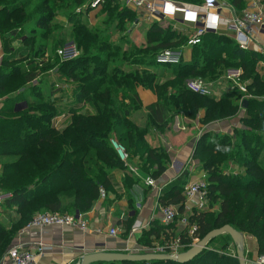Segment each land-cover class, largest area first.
Listing matches in <instances>:
<instances>
[{"label":"trees","instance_id":"1","mask_svg":"<svg viewBox=\"0 0 264 264\" xmlns=\"http://www.w3.org/2000/svg\"><path fill=\"white\" fill-rule=\"evenodd\" d=\"M91 1L0 0V97H4L3 104L11 102L0 107V161L5 160L0 165V191L9 194L1 204L2 209L13 213L7 222L0 221V259L19 230L36 213L88 212L100 199V188L105 198L114 191L112 173L117 169L124 172L122 185L126 189L134 182L142 184L140 178L146 176L159 180L168 168L170 153L167 145H154L149 137L159 140L168 137L173 116L179 112L192 119L198 117L205 125L237 117L241 110L244 112L239 118L241 127L234 128L232 135H210L208 132L195 141L192 159L197 162L198 170L205 172L208 208L193 212L189 218L197 225L194 237L199 240L212 229L229 225L254 236L258 255H264V78L256 69L262 56L256 50L239 48L227 34L207 32L200 43L183 48V57L177 64H158L155 61L158 53L165 49H182L187 37L153 20L145 31L144 45H130L124 33L136 22V12L119 0H104L100 8L104 7L105 18L100 29H89L83 23L74 25L71 36L82 53L62 61L66 67L70 66L69 71L76 70L72 77L74 93L91 106L92 112L84 114L72 109L69 122L62 130L50 124L56 115L51 101L36 103L34 99L27 102L25 110L16 112L15 92L36 77L33 72L21 77L19 67L22 61L19 56L26 54L29 40L24 39L25 49L12 47L13 33L21 24L18 21L30 17L24 7L34 4L29 35H42L45 39L55 33L51 23L58 12L71 20L77 7L83 8ZM178 1L201 3V0ZM225 1L236 11L246 5V0ZM113 6L117 8L111 10ZM5 24L10 28L5 29ZM117 30L122 35L117 42L110 41L111 32ZM124 44L127 48L122 47ZM34 52L32 50L30 56ZM131 65L138 67L125 72L124 66ZM158 67L168 68L170 80L162 82L160 73L148 70ZM228 69L242 71L241 81L247 82V91L252 95L242 109V94L236 88L215 99L193 93L186 87V81L192 78L217 81ZM19 78V82L10 83ZM139 87L152 90L156 101L143 106L137 93ZM25 99L22 96L20 101ZM136 112L142 113L141 122L133 120ZM11 113L13 117L2 115ZM111 138L124 147L129 162H138L139 177L130 173L119 159ZM206 138L209 139L205 142ZM231 163H237L239 170L227 171ZM189 178L186 170L168 182L158 196L159 204L178 206L182 213L183 189ZM212 204L216 205L214 211H211ZM132 223L133 217L119 221L126 231L124 237ZM143 236L149 240L160 238L165 236V231L155 220L149 229L142 231L139 241ZM186 240L190 243V238ZM215 244H219L218 248L212 247ZM184 264L239 262L230 237L224 234L212 239L208 248Z\"/></svg>","mask_w":264,"mask_h":264},{"label":"built area","instance_id":"2","mask_svg":"<svg viewBox=\"0 0 264 264\" xmlns=\"http://www.w3.org/2000/svg\"><path fill=\"white\" fill-rule=\"evenodd\" d=\"M104 0H92L83 8L97 9ZM125 7L136 12L138 18L146 21L158 20L160 23L170 26L171 29L187 37L185 46L182 49H165L158 53L155 61L158 64H177L183 57V48L200 43L203 35L207 32H219L231 36L241 49H251L256 35L264 28V0H247L245 7L241 11H236L225 0H201V3H187L178 0H119ZM80 10V9H79ZM228 12V17L221 14ZM224 27V28H222ZM60 56L63 60L74 58L77 55L73 47L60 49ZM242 71L240 69H228L220 78L230 83L232 88H236L241 94L240 103L252 97L247 91V82L241 81ZM218 79L217 81L219 82ZM217 81L206 82L199 78L186 81V87L193 93L201 96H218L214 85ZM110 142L115 149L119 159L125 164L127 170L139 177L138 170L128 161V155L115 139ZM195 166L192 157L189 158L185 167L190 172ZM188 168V169H187ZM185 170V169H184ZM142 184L154 190L159 196L163 187L167 183H160L158 180L147 176L140 178ZM190 180V179H189ZM100 198H105V192L99 189ZM9 194L0 192V205ZM183 212L179 213V208L175 205H160L156 201L159 210L160 224L164 226L165 236L160 243H151L144 247L138 245L142 230L149 228V225H134L125 237L124 246L120 250L124 253H158L175 256L186 251L199 239L195 238L197 225L190 221L189 216L195 211H202L207 206V182L204 176L199 175L197 179L188 181L183 189ZM138 205V204H137ZM59 226L65 230L79 229L87 231L88 222L85 214H59L50 212L36 213L26 224L27 229L41 230L45 227ZM100 231V229H97ZM108 236L118 235L117 227L107 229ZM190 238V243H187ZM187 247V249H185ZM51 250V246L41 241L26 243L17 240L12 244L0 259V264H40V259L45 252ZM253 264H264V255H258Z\"/></svg>","mask_w":264,"mask_h":264},{"label":"rangeland","instance_id":"3","mask_svg":"<svg viewBox=\"0 0 264 264\" xmlns=\"http://www.w3.org/2000/svg\"><path fill=\"white\" fill-rule=\"evenodd\" d=\"M247 2V0H246ZM84 6V5H83ZM120 7V4L117 5ZM117 6H113L111 10H114L117 8ZM34 7V4H29L25 6L24 8L27 10V13L30 14V17L28 20L20 19L18 21V28H15L16 32L13 33V42H12V47L13 48H20V49H25L27 45L24 44V39H28V48L26 51V54L20 55V59L22 60L19 63L20 67V72H21V77L24 75H27L29 73H35L36 77L29 81L27 84H23L22 86L19 87L17 90L18 92H15V95H17L14 98L15 106H18V108L15 107L16 112L17 111H22L25 110L27 107V102H38V101H51L53 104V108L56 111V115L52 118L50 121V124L52 127L62 130L64 127L68 124L69 119H70V111L72 109H79L80 113L84 114H89L92 112L91 106L88 105V103H85L81 100V96L76 95L74 93V82L72 80V77L76 75V70H71L69 71L68 67L70 66H65V64L62 63L64 61L62 57L59 54V50L63 49L66 47H73L77 55L81 54L82 51L81 49L76 47V43L73 41V38L71 36L72 32L71 29L74 27V25H77L79 23L85 24L89 29H94V28H99L100 24L103 22L105 15L104 13V7L98 8L95 10H90V11H83L82 9L86 8H79L77 7L74 10L75 17H72L71 20H69L66 16H63L62 13H57L54 20L52 21L51 25L53 27V30H55V33L50 34L48 37L45 39L42 38V35H35V36H30L29 35V30L32 27V19H33V14H31L32 9ZM80 9V10H79ZM136 22L128 26L127 31H125L126 39L128 40V43L130 45H144L145 43V31L150 25V21H146L142 18H138L136 16ZM17 21V20H16ZM163 27H167L165 23H160ZM5 29L10 28L9 25L5 24ZM112 27H115V24L112 25ZM100 29V28H99ZM59 30L62 31V33L58 32ZM120 31H112L111 32V37L110 41L117 42L118 39L121 36ZM123 48H127V45L124 44L122 46ZM35 52L33 53V56H30L31 51ZM1 53V50H0ZM260 53V52H259ZM261 54V53H260ZM261 58L258 59L257 61V72L260 74L262 78H264V54H261ZM33 57V58H32ZM185 57L188 58V52L185 53ZM185 58V59H187ZM99 65V64H97ZM86 66V70H87ZM137 68L138 66L136 65H131V66H124V71L125 72H131V68ZM157 69H162V67H158ZM157 69L152 70L148 68L150 73H160V78L162 82H166L170 80L171 74L168 68H163L164 70L158 71ZM225 74V73H224ZM224 74H221V76L218 78L220 79ZM193 79V78H192ZM21 78H19L16 81H11L10 83L13 82H19ZM29 87V88H27ZM216 87V92L218 93V96L215 97L219 98L221 95H223L226 92H229L233 88L231 87L230 83L220 79L219 82L217 81L216 84L214 85ZM73 88V91H72ZM140 88V87H139ZM139 88L137 90H139ZM152 91V90H151ZM153 92V91H152ZM52 93V95H50ZM138 93V92H137ZM28 95V97H26ZM24 96L26 99L21 100ZM139 96V95H138ZM3 99L4 97H0V107L2 105H10L9 101H7L5 104H3ZM242 109V107H241ZM243 110L240 111L239 115L237 117L227 119V120H217L214 122H211L209 124H201L198 120V117L195 119L189 118L188 116L184 115L183 113L179 112L177 115L173 116L172 119V125H171V130L170 133L171 135L167 137V143L170 144V148H168L169 152L174 151L175 148L179 147V144L182 142L183 139H189L190 140V149H189V155L187 156V160L185 159L183 162V165L181 169L174 171L172 170L168 174L172 175H179L180 173L186 171L185 167L188 165V159L192 157L194 153V145L196 139L204 134V133H210V135H222V134H227V135H232L233 134V129L236 127H241L239 118L240 116L243 115ZM142 113L136 112V115L134 116L135 121L141 122V119L139 118ZM1 115V114H0ZM5 115L6 117H13L14 114H2ZM176 124V130L172 129L173 126ZM115 139V138H113ZM160 138L156 137H149V141L153 143L154 145H158L159 143H162V140H159ZM161 139H163L161 137ZM209 138H206L205 142ZM166 145V144H165ZM5 160L0 161V165L3 163ZM129 161V160H128ZM195 161V160H194ZM197 162L195 161V166L191 167L189 175H190V180H195L199 175L204 176L205 180V172L198 170L197 168ZM129 164L133 165L137 169L138 162L135 160L133 162H129ZM169 165L171 166V160H169ZM188 169V168H187ZM169 170V168H168ZM237 163L233 164L231 163L227 171L229 172H236L238 171ZM170 171V170H169ZM165 172L161 175L159 178V182L164 184L167 183L169 179L166 178L164 175ZM147 177V176H146ZM164 177V178H162ZM187 181V182H188ZM206 181V180H205ZM121 184H122V179H121ZM114 191L109 192L108 196L103 199V204L104 206H114L116 209V212H113L111 214V218H116L118 216V210H119V202L121 201L123 205V212L129 213V217H133V223L132 225L138 224V221H135L136 219V213L137 210L134 207V204L139 202L141 206H146V197H147V190L142 187L141 182H134L130 184V187L128 189L123 187V192H118V187L116 185V182L113 184ZM2 193V191H0ZM157 201H158V196H157ZM132 200H133V207H132ZM160 205H163L160 203ZM1 206V205H0ZM178 207V206H177ZM211 211H214L216 208L215 204L211 205ZM134 209L136 212H134ZM0 211H4L3 209H0ZM7 212V211H4ZM196 212V211H195ZM6 213H4L5 215ZM68 214V213H67ZM76 214V213H75ZM6 216V215H5ZM128 217V218H129ZM127 218V219H128ZM1 222L5 223L7 220H0ZM151 222H155V219L151 220ZM160 224V223H159ZM132 226V227H133ZM131 227V228H132ZM163 229L164 226L162 225ZM149 229V228H147ZM147 229H144L142 231H146ZM141 231V233H142ZM125 228L123 225H120L118 229V233L120 234L121 238L124 237L125 233ZM140 233V236H141ZM126 237V235H125ZM124 237V239H125ZM148 245L144 244L145 242L150 241ZM142 237V239L139 241V238H137V243L138 245L148 247L151 245V243H160V240H163V236L160 238H155L153 237L152 239ZM211 245V244H210ZM219 244L212 245V247L218 248ZM78 261V260H77Z\"/></svg>","mask_w":264,"mask_h":264},{"label":"crops","instance_id":"4","mask_svg":"<svg viewBox=\"0 0 264 264\" xmlns=\"http://www.w3.org/2000/svg\"><path fill=\"white\" fill-rule=\"evenodd\" d=\"M221 14L228 17V12L226 10L222 11ZM251 49L264 54V28L256 35L254 42L251 44ZM137 92L143 106L156 101V96L150 89L139 88ZM172 129L176 130V124ZM189 142V139H183L178 148L169 152L171 166L169 165L168 168L170 171L167 168L164 174L167 179L171 180L176 177V175H170L168 172L170 173L172 170L177 171L181 169L184 160L190 153L189 149L191 145ZM162 143L170 148V144L167 143V137L162 139ZM123 175L124 172L118 169L112 173V183L114 184V182H116L119 190L118 192H123L121 184ZM142 187L144 188L145 186L142 184ZM147 191L146 206H141L139 202L135 203V207L137 208L135 221H138V225H149L150 221L153 219L160 223V214L156 206L157 195L154 190ZM103 199L104 198H100L97 200L93 207L85 213V218L88 222L87 231L83 232L79 229L65 230L59 226L45 227L39 231L36 229H27L25 226L19 230L12 244L19 240L26 243L41 241L50 245L51 250L43 254L40 259V264H78L81 255L87 252L98 250L120 251L124 246L125 239L121 238L119 233L116 237L108 236L106 234L107 229L113 226L119 229V221L126 220L130 214L123 212L124 204L120 201V207L117 213L118 216L116 218H111V214L116 212V209L114 206H104ZM0 209H2L1 206ZM134 212L136 211L134 210ZM4 213H6V216ZM10 217H13L12 212L0 211V220L8 221ZM97 229H100V231H97ZM243 235L246 264H253V261L258 256L257 240L250 234L243 233Z\"/></svg>","mask_w":264,"mask_h":264},{"label":"water","instance_id":"5","mask_svg":"<svg viewBox=\"0 0 264 264\" xmlns=\"http://www.w3.org/2000/svg\"><path fill=\"white\" fill-rule=\"evenodd\" d=\"M247 100L241 102V107L244 108ZM78 213H76L77 215ZM228 235L235 247L236 258L239 264H246L244 255V235L242 232L236 230L229 225L212 229L206 233L200 240L186 251L181 252L175 256L158 254V253H124L121 251H105L98 250L94 252H87L81 255L78 264H96V263H113V262H149V261H164L175 262L177 264L188 263L190 260L199 255L204 249L208 248L209 242L221 235Z\"/></svg>","mask_w":264,"mask_h":264}]
</instances>
